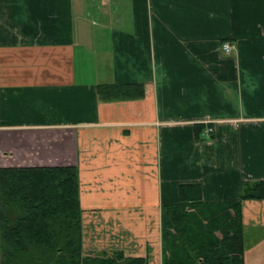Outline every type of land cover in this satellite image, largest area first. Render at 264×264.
I'll use <instances>...</instances> for the list:
<instances>
[{
    "label": "crops",
    "instance_id": "1",
    "mask_svg": "<svg viewBox=\"0 0 264 264\" xmlns=\"http://www.w3.org/2000/svg\"><path fill=\"white\" fill-rule=\"evenodd\" d=\"M19 166H77L85 253L162 264L181 184L216 202L264 182V0H0V167ZM240 213L264 264V198Z\"/></svg>",
    "mask_w": 264,
    "mask_h": 264
},
{
    "label": "trees",
    "instance_id": "2",
    "mask_svg": "<svg viewBox=\"0 0 264 264\" xmlns=\"http://www.w3.org/2000/svg\"><path fill=\"white\" fill-rule=\"evenodd\" d=\"M97 93L125 100L144 88L104 83ZM78 180L77 166L0 167V264H149L122 250L85 253ZM201 188L181 184V201L162 207V264H245L241 202L264 198V182H243L233 201H203Z\"/></svg>",
    "mask_w": 264,
    "mask_h": 264
},
{
    "label": "built area",
    "instance_id": "3",
    "mask_svg": "<svg viewBox=\"0 0 264 264\" xmlns=\"http://www.w3.org/2000/svg\"><path fill=\"white\" fill-rule=\"evenodd\" d=\"M233 45H235V44L231 43L230 41H226V42H223L222 47L227 53H229L234 49ZM212 130H213V127H207L204 129V133L210 134L212 132Z\"/></svg>",
    "mask_w": 264,
    "mask_h": 264
},
{
    "label": "rangeland",
    "instance_id": "4",
    "mask_svg": "<svg viewBox=\"0 0 264 264\" xmlns=\"http://www.w3.org/2000/svg\"><path fill=\"white\" fill-rule=\"evenodd\" d=\"M81 219H83V212L81 213ZM102 220V219H101ZM93 222H94V224L93 225H95L96 227L98 226L97 225V223H98V220H96V221H94V219H93ZM243 223V222H242ZM244 225V224H243ZM242 225V226H243ZM161 229V228H160ZM243 229H244V226H243ZM161 232H162V230H161ZM162 242V241H161ZM162 245H163V242H162ZM243 257H244V253H243ZM163 260V259H162Z\"/></svg>",
    "mask_w": 264,
    "mask_h": 264
}]
</instances>
